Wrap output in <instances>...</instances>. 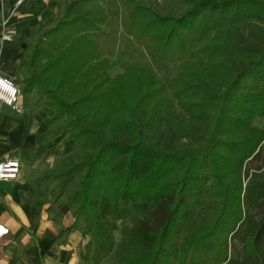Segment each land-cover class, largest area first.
Instances as JSON below:
<instances>
[{
	"label": "trees",
	"instance_id": "1",
	"mask_svg": "<svg viewBox=\"0 0 264 264\" xmlns=\"http://www.w3.org/2000/svg\"><path fill=\"white\" fill-rule=\"evenodd\" d=\"M94 1L130 40L151 44L152 65L113 61L101 43L109 15L84 9ZM172 1L178 14L66 1L53 25L31 33L21 95L53 111L49 149L74 140L79 152L41 181L57 182L58 198L75 184L55 216L72 213L64 231L87 238V259L189 264L229 233L242 252L220 264H264V128L254 124L264 121V0Z\"/></svg>",
	"mask_w": 264,
	"mask_h": 264
},
{
	"label": "crops",
	"instance_id": "2",
	"mask_svg": "<svg viewBox=\"0 0 264 264\" xmlns=\"http://www.w3.org/2000/svg\"><path fill=\"white\" fill-rule=\"evenodd\" d=\"M17 1L0 0V75L13 80L21 91L26 74L18 66L31 33L53 25L62 15L65 2L73 0H21L19 5ZM20 105L21 114L0 106V161L16 157L21 165L17 180L0 183V223L10 231L0 241V264H88L81 232L64 231L74 222L72 213L54 218L66 195L56 199L53 190L57 182L41 181L57 173L52 171L54 166L70 158L77 144L67 140L49 149L54 136L46 123L53 111L35 104L34 94L21 95ZM262 122L260 127L264 128ZM28 149L32 155L23 157Z\"/></svg>",
	"mask_w": 264,
	"mask_h": 264
},
{
	"label": "rangeland",
	"instance_id": "3",
	"mask_svg": "<svg viewBox=\"0 0 264 264\" xmlns=\"http://www.w3.org/2000/svg\"><path fill=\"white\" fill-rule=\"evenodd\" d=\"M131 1H138L164 14L166 13L178 14L181 11V7L172 0H131ZM85 8L88 10L90 9L94 13H103V14L109 15L110 17L109 21L104 26H101V30L103 32L101 43L105 45V47H107L108 49L111 48L114 50L115 57L113 58V61H118L119 64L128 62V61H135L139 64L146 65V66L152 65L151 64L152 61H151V58L148 52L151 44L148 41L135 42V41L130 40V38L127 37L122 31V28L120 26L121 20L113 16L111 12H109L108 7L105 4H103L102 2L96 1L91 6L86 5ZM119 64L110 71L111 76L120 74L122 72ZM172 67H173L172 65L168 66L167 70L163 74L160 75V78L162 81H164L166 77L171 74ZM262 121H263L262 119L256 118L254 120V124L258 127L263 126ZM48 127H49V134L52 136L54 127L53 126H48ZM31 155H32V149H28L27 152L23 153V157H26V156L28 157ZM78 156H79V152L76 150L71 155L70 158L77 159ZM46 165H49V164L46 163ZM56 168L57 166H54L52 171L57 172L58 168L57 169ZM48 170L49 169L47 168L46 171ZM74 186L75 184L73 183L68 187L65 193L66 196L68 193H70L73 190ZM53 191H54V195L56 196L55 198L59 199L57 197L58 187L55 186ZM197 210H198L197 216L205 213L202 208H198ZM54 218H56V216H54ZM193 218H195V216H192L190 218V221H192ZM124 224L129 225V221H126ZM79 226L81 225L79 224ZM121 226L122 224L119 223L118 229L114 231L112 234L113 243H114L113 251H116L120 244ZM232 237H233L232 234H229V233L223 234L221 239L218 242L214 243L213 246H208L207 248L205 247L203 250H198L196 255L190 258L189 264H218V262L220 264L221 260L223 259V257H225V255L227 256V259L230 260V263L239 259V256L242 252L241 244L238 240L236 239L233 240ZM236 237H239V236H236ZM223 239L227 240V249H225L221 244V241ZM84 241L85 243H87V238H84ZM112 256L113 254H110L104 257H98L93 252H90L88 263L89 264H108L110 263Z\"/></svg>",
	"mask_w": 264,
	"mask_h": 264
},
{
	"label": "built area",
	"instance_id": "4",
	"mask_svg": "<svg viewBox=\"0 0 264 264\" xmlns=\"http://www.w3.org/2000/svg\"><path fill=\"white\" fill-rule=\"evenodd\" d=\"M20 3L21 0H18L17 5ZM4 39H9V37H4ZM20 96L19 86L13 80L0 75V106H6L13 112L21 114ZM20 169L21 165L15 158L0 161V183L17 180ZM9 234V229L0 223V241L6 239Z\"/></svg>",
	"mask_w": 264,
	"mask_h": 264
}]
</instances>
